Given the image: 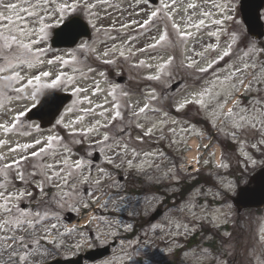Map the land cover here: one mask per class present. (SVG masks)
<instances>
[{"label": "rangeland", "instance_id": "1", "mask_svg": "<svg viewBox=\"0 0 264 264\" xmlns=\"http://www.w3.org/2000/svg\"><path fill=\"white\" fill-rule=\"evenodd\" d=\"M32 2L39 5L36 8L38 15L22 14L24 20L17 21L14 27L27 24V30L33 31L31 37L23 39L25 42L39 39L40 42L32 47L33 50L42 47L39 59L43 63L36 65L33 61L35 67L18 65L0 73V76H10L13 71H18L23 77L19 82L0 80V124H12L10 120L16 119L18 112L33 101H30L33 86L26 87L21 93L15 92V88L26 85L28 79L40 72L51 73L49 77H42L43 81L55 79L63 73L59 85L73 95L60 115L66 132L54 133L60 139L48 147L46 138L52 135V130H35L43 133L40 139L46 151L40 157L46 158L34 165L67 158L69 168L62 175L72 170L76 160L81 161L82 166L76 172V178L62 188L56 186L60 183L59 178L45 182L43 173L36 167L33 169L38 176L35 184L39 200H34L23 210L39 211L42 215L47 213V218L30 230L29 238L24 242L27 247H15L16 252L28 254L24 264H38L52 257V245L60 256H67L108 241H116L111 254L86 264H163L165 260L174 258L177 246L182 249L175 258L176 264H248L246 257L251 258V264H264V207L258 213L243 211L236 214L230 200L223 206L213 204L216 199H224L227 193H234L236 181L227 176L231 170L244 176L264 158V143L260 142L264 138V126L236 129L229 119L222 115L216 119L212 115L213 110L227 112L233 106L237 113L264 110V37L255 41L246 33L239 14V0H176L171 8L165 9L144 27L140 25L151 11L161 8L164 3H171V0H159L155 6L143 3V0H81L82 5H95L90 10L91 14L81 6L77 10L66 11L63 18L80 13L90 23L91 37L82 39L75 47L58 49L48 46L49 27L61 22L56 10L60 4L71 3V0H49L47 6L43 0ZM226 2L230 11L221 15L214 5ZM3 3H21V0H3ZM189 4L196 7L189 8ZM204 12L211 15L205 17ZM53 13L56 14L52 16ZM261 14L264 18V9ZM40 15L45 16L44 24L48 25L44 33L39 32ZM226 15L232 17L227 21L229 26L213 23ZM200 20H204V25L197 28L195 25ZM173 24L179 26V32L190 35L182 40ZM162 32L167 33L168 39L157 47H148ZM213 32L216 35H209ZM212 45L214 50L210 47ZM225 51L229 55L218 59ZM73 56L75 60H72ZM56 57L60 60H55ZM169 57L173 59L165 64ZM50 59L54 60L51 65L47 63ZM63 60L70 63L62 64ZM189 63H192L191 67H188ZM245 64L247 68H244ZM0 67H6L2 59ZM202 68H207V71L201 72ZM97 69L102 71V77L95 73ZM236 69L241 71L227 82V87L221 86L219 81ZM117 75L125 76L124 82H117ZM69 76L75 78L71 84L67 81ZM150 76L158 79H149ZM179 79L183 82L179 88L166 90ZM8 84L11 86L6 88ZM76 87L87 91L75 92ZM97 87L99 91L94 90ZM207 88H211V94L216 96L211 102L209 96L199 95ZM201 99L206 106L196 103ZM185 101L191 102L179 110L180 117L170 113V109L177 110ZM114 104L118 107H113ZM146 104L145 112L133 115ZM217 104H224L223 109H218ZM116 111L121 115L112 120ZM193 117L206 118L210 129L195 123ZM21 120L22 117L17 119V130L29 127ZM97 121L103 125L102 130L100 125H96ZM153 125L156 127L152 133L145 135ZM93 126L98 130L85 134V130ZM105 135L109 137L107 141H103ZM194 136L200 142L208 138L210 145H214L213 150H209V146L203 147L200 143V150L206 155L200 160L203 166L200 176L210 182L200 183L186 194L179 195L176 193L181 188V181L196 176L184 157L186 142ZM215 139L221 145L213 143ZM0 140L5 141L0 145V155L4 157L0 162L2 166L30 149L23 148V145L34 143L33 138L27 135L5 133L2 128ZM226 140H231L234 146L223 147ZM17 145L21 146L17 151H9ZM116 145H127V148L116 155L119 151ZM94 147L103 159L90 169L89 155ZM215 150L219 153L218 160ZM145 153L152 155L145 156ZM130 160L132 166L128 164ZM62 167L63 164H58L57 170ZM12 172L8 169L4 175L8 177ZM31 172V167H28L24 182ZM121 176L122 180L119 179ZM98 179L101 181L99 185L95 183ZM84 180L86 182L81 183ZM84 186H88L86 193ZM27 189L22 187L20 191ZM6 190L19 191L7 187ZM64 192L69 196L64 197ZM93 196L99 199L94 202ZM105 201H108L106 205ZM85 203L87 208L83 206ZM157 207H160L157 217L149 221L148 216ZM73 214L77 217L68 222ZM3 218L0 214V219ZM85 220L86 224H81ZM225 222L232 226L228 232L221 229ZM53 224L56 225L54 229L51 228ZM45 228L50 231L45 232ZM193 232H197L195 240H186ZM34 238L39 239L38 244L33 242ZM210 241L214 242L212 246L207 244ZM29 244H33L32 247ZM36 249L44 254L33 256L31 253ZM5 254L10 255V252ZM11 264L20 262L12 261Z\"/></svg>", "mask_w": 264, "mask_h": 264}, {"label": "snow or ice", "instance_id": "2", "mask_svg": "<svg viewBox=\"0 0 264 264\" xmlns=\"http://www.w3.org/2000/svg\"><path fill=\"white\" fill-rule=\"evenodd\" d=\"M149 0H143V3L147 4ZM176 3V0H171V3H164L161 8H158L157 10L151 11V13L148 15V18L143 21V24L140 25L141 27H144L146 25H149L150 22L153 21V18L157 17L160 13L164 12L165 9H169L172 7L173 4ZM43 4L47 6L49 4V0H43ZM26 5V6H25ZM38 3H33L32 0H21V3H3V0H0V59L4 60L6 63V67H0V73H3L9 69H15L18 65L23 66L27 65L28 67H35V64L33 61H37L38 63L42 64L43 60L39 59V55L43 53V49H35L33 50L32 45L38 44L40 41L39 39H31L28 42H25V37H31L33 35L32 30H27L28 25L24 24L22 27H14L16 25L17 21L24 20V16L22 14H26L27 16H36L38 13L36 12V8L38 7ZM83 6L86 10L90 12L92 8L95 7L94 4H81V0H71V3H62L59 5L58 9L56 10L60 16L59 19L62 22L63 21V14L68 10H77ZM189 8H195V4H189ZM214 7L218 8L221 15H224L225 13H228L230 11V5L226 2L224 4H215ZM175 9H173L174 11ZM8 12L9 15H5L4 13ZM56 13H53L52 16H54ZM91 14V12H90ZM205 17L211 15L209 12L202 13ZM13 16H15V19H13ZM51 18V17H49ZM169 19H171V16H169ZM224 19L231 20L232 17L230 15L224 16ZM39 20L41 23V27L39 28L40 33H44L46 28L48 27L47 24H44L45 16L40 15ZM224 21L217 19L214 20L213 23L220 25ZM135 23V22H134ZM204 25V20H200L197 25H195L197 28ZM124 27H127V25H124ZM173 28L177 29L179 32V26L176 24H173ZM7 32V34H5ZM190 35V33L187 32H179L180 38L183 40L186 36ZM209 35H216V33H209ZM168 39L167 33L162 32L159 35V38L155 40L154 44L148 45L150 48H154L159 46L162 42H165ZM215 49V46H210ZM144 49H141L143 51ZM107 55V53H105ZM123 55V53H121ZM229 52L225 51L223 54L218 57V59H223L225 56H228ZM173 58L169 57L168 61H165V64L169 63ZM55 60H60V57H56ZM72 60H75V56L72 57ZM216 61H213L215 63ZM49 65L54 63V60L50 59L47 61ZM62 64H69V60H63L61 61ZM141 64L144 62L141 61ZM194 63V62H193ZM192 63H189L188 67H191ZM208 67H211V64L208 65ZM248 65L245 64L244 68H247ZM89 72L92 71L91 68L88 69ZM201 72L207 71V68L200 69ZM241 71V69H236L233 73H231L229 76H226L224 80L219 81L221 86L227 87V82L232 79L233 76L236 75V72ZM51 73L44 71L40 72L39 74L33 76L31 79H28L26 85H21L20 87H17L14 89L15 92L21 93L25 90L26 87L33 86V82L35 81V86L37 91H41L43 89H54L56 88L57 84L61 81L63 77V73L57 75L55 79H53L50 83L47 84H41V78L42 77H49ZM103 75V74H101ZM149 79H158V77L150 76ZM23 77H21L20 72L13 71L10 76H0V80H7L10 82H19ZM74 77L69 76L67 77L68 83H73ZM243 83V81H241ZM11 84L5 85V87H10ZM234 87V85H232ZM99 91V88L96 89ZM75 92H84L87 91V89L76 87L74 89ZM212 89L207 88L203 90L202 93L199 95L203 96H209L211 100L216 99V96H213ZM112 95V93H109ZM93 95H95V92H93ZM127 95V93H125ZM218 95V94H217ZM36 92H33L32 98L35 99ZM84 99H87V97H84ZM191 101H185V103H182L178 106L177 110L185 107V104L190 103ZM197 104L201 105L202 107L206 106L204 104V101L197 100ZM98 107H102V105H98ZM113 107H118V105H113ZM147 104L140 108L138 112L133 113V115H139V113L145 112L147 109ZM224 104H217L218 109H223ZM71 111V109H69ZM90 111V110H85ZM104 113H100V115H103ZM23 112L19 113L18 116H22ZM121 114L119 111H116L114 115L112 116V120H115L117 117H119ZM212 115L219 119L221 115L225 119H229L231 122V125L233 128L236 129H247L252 128L256 129L257 125L264 126V110L256 111L253 110L251 112H247L242 110V113H237L234 111V106L230 107L227 112H219L216 110H213ZM18 118V117H17ZM77 121H73V123H76ZM96 125H100V122L97 121ZM103 126V125H101ZM15 127V120H13L12 124L6 125V124H0V128L3 129L5 133L10 132ZM137 127H140V125H137ZM156 126L153 125L152 127L148 128V130L145 132V135H150L153 131V129ZM98 128L96 126H93L90 129L85 130V134L89 131H97ZM59 137H53L49 136L47 138L48 140V147H51V142L53 140H59ZM109 137L105 135L103 137V141H107ZM261 143H264V138L261 139ZM5 141L0 140V145H3ZM172 143H176V141H172ZM41 140L37 139L34 141L33 144H25L22 147L27 148H33L36 145H40ZM21 146L17 145L15 148H10V152L17 151ZM117 149H119L118 152H116V155H119L120 152L124 151V149L127 148V145H116ZM253 147H256V145H253ZM46 151V148L41 147L38 151H32L30 153L31 157H37L43 154ZM67 151V149H66ZM135 155V153H134ZM145 156L152 155L151 153H145ZM159 155H163V153H160ZM28 157L21 156L18 160H13L10 163H5L2 168H0V188H3L5 190L0 191V214L3 215V219H0V233H3L0 235V254L3 253H9L8 260L5 262V264H11L12 261H18L20 264H24V262L28 259V254L24 253H18L15 251V247L19 246L21 248L27 247V245L24 243L29 238V232L30 230H33L36 226L40 225L43 220L47 218V213H44L43 215L37 211L35 213L27 210H23L18 207L17 204H13L12 201H19L23 196L25 195H31V193L27 192H19V193H12L8 192L6 190V183L4 180V172L8 169L12 168H18L21 161L27 159ZM4 157L0 156V160H3ZM109 163H111V160H109ZM254 163V161H253ZM63 164L64 167L57 170V165ZM129 166H132V161H128ZM82 162L79 160H76L74 162V167L71 171H67V174L62 175L66 171V169L69 168V161L67 158L63 159L62 161H55L53 163H47V164H37L34 167L38 168L45 177V182H52L54 178H59L60 183H58L56 186L58 188L66 187L68 186L69 182L74 180L76 178V172L81 168ZM225 166L226 165H222ZM37 173L34 171L32 175H36ZM17 176L20 180H24V174L22 171L17 172ZM86 180L81 181V183H85ZM97 185L101 183V181L98 179L95 181ZM43 191V187L40 189ZM64 197L69 196L68 192L63 193ZM99 197L93 196V201L95 202L98 200ZM108 201H105L104 204L106 205ZM85 208L88 207V204L85 203L83 205ZM56 227L55 224L51 225V228L54 229ZM45 232L50 231L49 228L44 229ZM23 233L21 235H17V233ZM33 242L38 244L39 239L34 238ZM33 256L36 255H43L44 253L36 249L31 253ZM248 260V264H251V258L246 257Z\"/></svg>", "mask_w": 264, "mask_h": 264}, {"label": "water", "instance_id": "3", "mask_svg": "<svg viewBox=\"0 0 264 264\" xmlns=\"http://www.w3.org/2000/svg\"><path fill=\"white\" fill-rule=\"evenodd\" d=\"M156 2L155 0H150ZM264 5V0H240V10L242 19L245 23L248 33L254 38H261L264 34L263 23L260 20L259 10ZM58 35L68 32L70 40L60 44L73 43L78 37L87 35L86 28L80 23L73 22L58 28ZM180 82L174 83L172 88L178 86ZM98 160V158H96ZM238 210L245 207H257L264 204V168L257 170L250 177L249 183L240 187L236 197L233 199Z\"/></svg>", "mask_w": 264, "mask_h": 264}, {"label": "bare ground", "instance_id": "4", "mask_svg": "<svg viewBox=\"0 0 264 264\" xmlns=\"http://www.w3.org/2000/svg\"><path fill=\"white\" fill-rule=\"evenodd\" d=\"M35 63H36V65L39 64L37 61H36ZM189 143H190V144L192 145V147H193L194 144H195V140H194V139H191ZM187 155H188L189 157H193V155H194V151H193V150L189 151V152L187 153ZM85 221H86V220H85ZM82 222H84V221H82Z\"/></svg>", "mask_w": 264, "mask_h": 264}, {"label": "trees", "instance_id": "5", "mask_svg": "<svg viewBox=\"0 0 264 264\" xmlns=\"http://www.w3.org/2000/svg\"><path fill=\"white\" fill-rule=\"evenodd\" d=\"M186 188H189V186H187Z\"/></svg>", "mask_w": 264, "mask_h": 264}]
</instances>
